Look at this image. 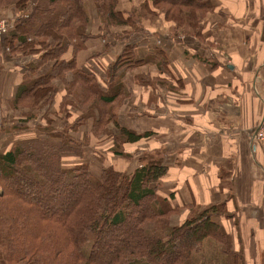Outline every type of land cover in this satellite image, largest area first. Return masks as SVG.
<instances>
[{
	"label": "crops",
	"instance_id": "0c3cea01",
	"mask_svg": "<svg viewBox=\"0 0 264 264\" xmlns=\"http://www.w3.org/2000/svg\"><path fill=\"white\" fill-rule=\"evenodd\" d=\"M207 1L211 8L194 35L165 20L150 0H118L123 23L98 18L88 0V37L77 49L72 42L60 59H74L77 70L104 81L103 93L116 97L117 123L141 137L122 143L128 157H114L108 134L95 138L85 119L76 132L91 134L81 161L98 172L101 163L130 171L147 159L159 160L167 171L156 194L172 209V226L221 204L212 219L230 250L244 264H264V154L254 142L264 115V0ZM16 15L0 8L8 26ZM10 28L0 32V152L17 140L42 136L49 116L53 126L62 125L64 83L58 78L50 107L32 110L17 98L19 88L48 65L37 68L40 46L23 48ZM66 75L72 80V70Z\"/></svg>",
	"mask_w": 264,
	"mask_h": 264
},
{
	"label": "trees",
	"instance_id": "16d2710c",
	"mask_svg": "<svg viewBox=\"0 0 264 264\" xmlns=\"http://www.w3.org/2000/svg\"><path fill=\"white\" fill-rule=\"evenodd\" d=\"M93 1L98 18L125 22L115 9L118 0ZM150 1L165 20L194 35L211 8L207 0ZM0 8L17 11L9 35L23 48L40 46L37 68L48 65L28 86L19 88L17 98L32 110L50 107L58 78L64 83L58 118L60 122L70 118L68 126L58 127L49 116L42 136L17 140L0 152V264H192L206 240L227 244L226 234L212 219L221 213V204L172 226V209L156 194L167 171L159 160L147 159L130 171L101 163L98 172L81 161L91 134L76 132L85 119L95 138L108 134L114 157H128L122 143L141 137L117 123L112 113L116 97L103 93L104 81L77 70L74 59H60L72 42H78L77 49L88 37V0H0ZM71 70L73 78L68 81ZM219 253L227 260L217 262L219 256L213 255L210 264H244L242 255L230 247Z\"/></svg>",
	"mask_w": 264,
	"mask_h": 264
},
{
	"label": "rangeland",
	"instance_id": "374dc122",
	"mask_svg": "<svg viewBox=\"0 0 264 264\" xmlns=\"http://www.w3.org/2000/svg\"><path fill=\"white\" fill-rule=\"evenodd\" d=\"M64 123L67 124L68 126V123H70V118H67L66 120L61 122V124ZM85 156H87V153H85ZM163 208H167L166 204H163ZM89 245L87 246V248L89 247ZM228 245H229L228 243L224 245L219 244L218 245L219 248H217L216 243H214L210 239L206 240L204 249L200 253L194 254V256L192 257L193 259L192 264H210L209 256H212V261L214 262L215 259H213V255L219 256V258H217L216 260L217 262H222V261L225 262L227 260L226 255L221 254L219 252H221L222 249H226ZM243 263H244V259H243Z\"/></svg>",
	"mask_w": 264,
	"mask_h": 264
},
{
	"label": "built area",
	"instance_id": "2783aa9c",
	"mask_svg": "<svg viewBox=\"0 0 264 264\" xmlns=\"http://www.w3.org/2000/svg\"><path fill=\"white\" fill-rule=\"evenodd\" d=\"M6 28V21L3 18H0V32ZM254 142L258 145L264 154V115L256 128L254 134Z\"/></svg>",
	"mask_w": 264,
	"mask_h": 264
}]
</instances>
